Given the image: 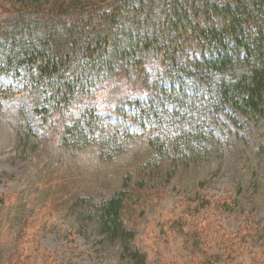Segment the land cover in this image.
<instances>
[{
    "label": "rangeland",
    "instance_id": "obj_1",
    "mask_svg": "<svg viewBox=\"0 0 264 264\" xmlns=\"http://www.w3.org/2000/svg\"><path fill=\"white\" fill-rule=\"evenodd\" d=\"M149 72L170 86L159 68ZM120 84L98 88L96 125L75 146L63 143L59 121L48 125L36 115L42 88L19 93L18 78L0 76V264H127L118 242L101 241L89 207L121 190L128 176L130 247L147 264H264V123L214 112L189 83L161 105L154 90ZM145 103L161 118L157 126L126 119ZM88 105L78 94L64 109L75 116ZM195 133L207 148L192 163L180 153L185 135ZM154 136L164 158L147 174Z\"/></svg>",
    "mask_w": 264,
    "mask_h": 264
},
{
    "label": "trees",
    "instance_id": "obj_2",
    "mask_svg": "<svg viewBox=\"0 0 264 264\" xmlns=\"http://www.w3.org/2000/svg\"><path fill=\"white\" fill-rule=\"evenodd\" d=\"M151 66L171 82L168 88L160 86L162 78H151ZM3 75L20 80L19 93L42 88V105L34 111L42 123L60 122L65 145L87 141L83 134L96 125L92 99L98 88L121 87V80L139 92L154 90L159 105L167 96L184 95L189 83L214 112L230 110L259 126L264 123V0H0ZM78 94L92 105L68 115L64 108ZM153 111L145 103L126 119L140 126L147 121L151 128L161 121ZM185 137L187 150L180 156L199 160L195 151L206 150V139L197 133ZM157 139L147 144L154 154L142 166L147 174L163 162V141ZM127 179L121 190L89 209L101 241L120 244L121 261L147 264L146 256L130 247L135 231L124 216L132 192ZM140 184L133 188L141 190ZM4 199L0 195V210Z\"/></svg>",
    "mask_w": 264,
    "mask_h": 264
}]
</instances>
